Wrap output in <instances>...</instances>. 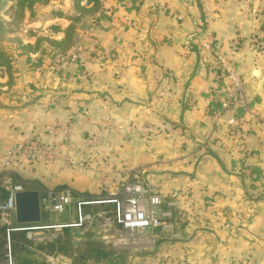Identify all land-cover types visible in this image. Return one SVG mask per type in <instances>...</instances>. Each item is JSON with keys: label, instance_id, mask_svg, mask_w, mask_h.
Masks as SVG:
<instances>
[{"label": "crops", "instance_id": "obj_1", "mask_svg": "<svg viewBox=\"0 0 264 264\" xmlns=\"http://www.w3.org/2000/svg\"><path fill=\"white\" fill-rule=\"evenodd\" d=\"M97 1L89 48L76 63L61 66V80L72 85L68 92L62 98L50 94L51 100L31 108H0V163L7 148L34 133L50 145H64L34 124L36 111L73 117L72 145L85 146L83 137L93 132L112 169L141 168L146 184L163 195L169 236L160 238L144 264H264V0ZM48 2V11L58 12L47 22L59 23L60 39L74 1ZM236 35L233 64L257 113L243 134L226 124L241 108L223 110L209 99L225 80L211 54L196 44L199 36L227 51ZM253 37L262 41L258 55L250 48ZM186 42L188 53L182 50ZM145 124H156L158 134L143 137ZM20 161L15 154L11 164L20 169ZM42 170L49 172L44 165Z\"/></svg>", "mask_w": 264, "mask_h": 264}, {"label": "rangeland", "instance_id": "obj_2", "mask_svg": "<svg viewBox=\"0 0 264 264\" xmlns=\"http://www.w3.org/2000/svg\"><path fill=\"white\" fill-rule=\"evenodd\" d=\"M73 1L74 6L66 16L69 24L63 28L64 35L60 39L58 36L62 29L59 23L47 22L48 17L58 12L53 9L48 11L50 5L48 0H22L20 10H15L14 0H5L0 6V22L8 20L6 29L9 34L0 40V108L5 110L15 106L17 109L28 106L31 108L30 105L35 102L51 100L48 98L52 96L48 93L43 94V90H63L72 86L61 80L64 69V67L61 69V66L68 63L65 58L73 50L82 53L89 48L87 31L92 27L90 20L100 12L97 0H93L90 6L87 3L80 4L81 0ZM58 97L62 98L60 95ZM35 114L37 118L34 124L43 128L45 132L50 131L56 138L61 137L64 145L61 147L50 145L35 133L30 138L18 140L20 142L36 140L39 147L31 149V155L16 153L20 155L19 164H22V168L10 164L6 169L0 170V202L5 198L3 190L8 187V181L25 190L36 189L40 196H45L48 191L66 190L82 199L105 198L117 191L129 175L128 172L121 171L128 165L123 164L112 169L104 159L106 148L100 147L95 138H92L93 132H88L86 137L80 133L78 137L85 138V146H74L72 145L74 132L70 128L73 117L64 120L48 112L42 114L36 111ZM46 147L50 149L47 150ZM42 164L49 168L48 173H43ZM115 172L124 175V178L121 179L120 176L118 179H110L109 175ZM96 208L102 206L98 205ZM54 218L59 219L57 216ZM46 219L43 211L41 221ZM90 229L91 234L74 243L71 242L69 235L61 236L57 240L59 251L52 254L53 260H48L36 251L41 249L40 246H32V238L25 240L27 231L12 235V242L7 248L5 226L0 220V264L8 263V257L11 264H86L87 259L100 260L98 264H106L110 258L117 261L116 264L132 262L144 264L145 259L152 257L160 246V238L169 236V231H161L159 228L126 231L113 225L106 230L100 223H96ZM29 232L33 234L34 230ZM35 232L37 234V230ZM59 232L54 228L40 233L59 235ZM37 236L35 235L34 244L39 243ZM94 249L103 252L99 259L94 255H87L88 250L94 252Z\"/></svg>", "mask_w": 264, "mask_h": 264}, {"label": "built area", "instance_id": "obj_3", "mask_svg": "<svg viewBox=\"0 0 264 264\" xmlns=\"http://www.w3.org/2000/svg\"><path fill=\"white\" fill-rule=\"evenodd\" d=\"M188 44L189 42H186L182 47L184 53H188ZM196 44L198 49L211 54L213 62L220 71V77L225 80L224 85L210 90L209 99L211 101H218L223 110L232 108L235 105L241 108L242 114L228 117L226 124L230 130L243 134L247 119L256 116L257 113L246 102L243 80L240 72L237 71L233 64L232 53L239 47L240 36L236 35L231 40L227 51L214 48L210 39L199 36H196ZM261 44L260 38L253 37L250 45L252 53L258 55L257 49ZM100 58L102 60L107 59L106 55H101ZM65 59L68 63H76L79 60V51L73 50ZM63 61L64 59H62ZM80 74L84 79L88 77L86 71H81ZM158 96L164 97L163 90L159 91ZM140 132L143 137L148 139L157 135L159 129L156 124H145L140 127ZM37 143L38 141L36 140L31 142L22 141L17 142L13 147L7 148L0 163V170L6 169L11 164L16 153L31 155V149L35 150V148L39 147ZM46 149L49 150L50 148L46 147ZM140 169L134 166L123 168L121 171L124 173L128 172V177L116 192L105 198L82 199L71 195L66 190L48 191L45 196H40L41 213L44 211L47 219L37 223H17L15 221V193L25 189L8 181V187L6 186L7 194L0 202V220L5 226L7 248L10 247V242H12L11 236L24 231H27L26 235L29 240L32 238L33 247L45 244L57 238L58 235L54 233H51L53 235H46L40 232L54 228L60 231L59 234L62 233L63 229H67L71 242H78L86 238V235L91 234L90 228L96 223H100L106 230L113 225H117L126 231L153 230L157 228L164 231V229L169 227V224L164 223L163 219L168 216L170 217V214L166 215L162 210L163 195L160 192L152 190L146 184L140 175ZM175 196L176 193L171 194V197ZM98 205L102 206V208H96ZM54 216H57L59 219L56 220ZM31 230H34L33 234H30L29 231ZM35 235H38L37 241H39L36 244H34V240H36ZM32 246L30 247L34 249ZM36 251L48 260H53L52 254L56 253V251L48 253V251L42 248ZM7 262L6 264H11L9 257ZM99 262L101 261L87 259L85 263L98 264ZM105 263L116 264L118 262L110 258Z\"/></svg>", "mask_w": 264, "mask_h": 264}, {"label": "water", "instance_id": "obj_4", "mask_svg": "<svg viewBox=\"0 0 264 264\" xmlns=\"http://www.w3.org/2000/svg\"><path fill=\"white\" fill-rule=\"evenodd\" d=\"M44 93L52 95H62L68 89L54 90L45 89ZM40 194L36 189H26L15 193V221L17 223H37L41 221Z\"/></svg>", "mask_w": 264, "mask_h": 264}, {"label": "trees", "instance_id": "obj_5", "mask_svg": "<svg viewBox=\"0 0 264 264\" xmlns=\"http://www.w3.org/2000/svg\"><path fill=\"white\" fill-rule=\"evenodd\" d=\"M4 2H5V0H0V6H1ZM14 2H15V4H14V8H15V10H20L22 0H14ZM13 17H14V16H13ZM13 17H12V18H13ZM12 18H11V19H12ZM11 19H10V20H11ZM6 21H8V20H5V21H3V22H0V40H2L4 37H6L7 35H9V34H7L8 31H7V29H6V24H7L8 22H6ZM66 66H67V68L69 69L68 65H66ZM3 193H4L5 196H6V194H7V190H3ZM64 235H65L66 237H68L69 232H68L67 229H63V230H62V233L59 234V235L57 236V238H55L54 240L49 241V242H47V243H45V244H39V246H40V248H42V249H44V250H46V251H48V252L59 251V250H58V246H57V240H59V238H61V236H64ZM24 238H25L26 241H28V238L26 237V235L24 236ZM88 251H89V252H86V253H89V254H87V255H94V256H96L97 259H99L101 255H103V252H102L101 250H99V249H94V252H93L92 250H88ZM93 253H94V254H93Z\"/></svg>", "mask_w": 264, "mask_h": 264}]
</instances>
